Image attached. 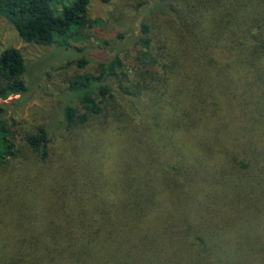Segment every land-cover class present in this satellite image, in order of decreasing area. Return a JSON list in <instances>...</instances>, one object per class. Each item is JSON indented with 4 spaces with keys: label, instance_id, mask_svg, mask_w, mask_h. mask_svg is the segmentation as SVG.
Here are the masks:
<instances>
[{
    "label": "trees",
    "instance_id": "obj_1",
    "mask_svg": "<svg viewBox=\"0 0 264 264\" xmlns=\"http://www.w3.org/2000/svg\"><path fill=\"white\" fill-rule=\"evenodd\" d=\"M91 1L0 0V16L24 43L68 47L100 25ZM148 12L132 79L113 55L25 134L39 176L28 169L24 193L7 181L0 264H264V0H154ZM26 70L18 49L0 52V101L28 93ZM6 115L0 104V166L17 151ZM112 122L117 140L85 144ZM59 131L73 136L57 148Z\"/></svg>",
    "mask_w": 264,
    "mask_h": 264
},
{
    "label": "rangeland",
    "instance_id": "obj_2",
    "mask_svg": "<svg viewBox=\"0 0 264 264\" xmlns=\"http://www.w3.org/2000/svg\"><path fill=\"white\" fill-rule=\"evenodd\" d=\"M153 1L92 0L88 8V19L90 22L100 20V25L90 26L88 31L86 30L90 38L82 41L70 40L68 47L24 43L13 26L0 16V52L12 47L22 53L27 64L23 79L28 86V93L23 98L18 99L16 96L0 101L7 110L9 130L13 134L17 148L15 159L0 166V198L6 200L7 205L16 204L11 201L14 199L4 198L8 194L5 189L8 186L7 181L14 178L20 179L22 193L27 190L26 184L32 185L28 180L30 176L27 172L31 169L32 175L35 173L31 165L32 161L23 160L24 157H28L23 144L25 134L35 132L48 117L54 116L55 107L62 96L60 93L70 85L73 78L79 74H98L99 65L115 54L123 60L124 70L129 78L134 77L133 65L136 63L134 58L138 47L133 39L140 35V25L144 19H148L150 14L148 10ZM152 20L159 25L160 20L157 17L154 16ZM82 60H85L86 64L80 68L79 63ZM106 81L113 83L110 77ZM117 100L118 103H122L119 98ZM113 124L114 122L108 123L109 126L106 125V127L96 125L94 134L87 138L85 144L88 143L90 147L95 145L92 138L98 139L97 143L100 142L102 146L117 140L118 135ZM97 133L101 136L95 137L98 136ZM72 136H68L63 131L57 132L53 139L54 146L64 147L63 143ZM92 155V159L97 157V154ZM109 160L104 163L105 169L108 168L106 171L103 167L105 173L111 171L115 163L119 162L114 160L113 156Z\"/></svg>",
    "mask_w": 264,
    "mask_h": 264
}]
</instances>
